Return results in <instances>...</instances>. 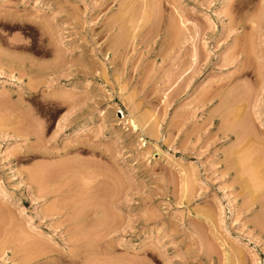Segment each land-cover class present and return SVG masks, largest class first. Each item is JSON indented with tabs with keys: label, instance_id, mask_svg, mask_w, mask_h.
Wrapping results in <instances>:
<instances>
[{
	"label": "rangeland",
	"instance_id": "1",
	"mask_svg": "<svg viewBox=\"0 0 264 264\" xmlns=\"http://www.w3.org/2000/svg\"><path fill=\"white\" fill-rule=\"evenodd\" d=\"M66 261L264 264V0H0V264Z\"/></svg>",
	"mask_w": 264,
	"mask_h": 264
},
{
	"label": "bare ground",
	"instance_id": "2",
	"mask_svg": "<svg viewBox=\"0 0 264 264\" xmlns=\"http://www.w3.org/2000/svg\"><path fill=\"white\" fill-rule=\"evenodd\" d=\"M231 15H232V14H231ZM231 18H232V17H231ZM231 18H230V19H231ZM233 18H234V17H233ZM233 18H232V21L235 20V19H233ZM113 21H114V20H113ZM171 21H172V22H171ZM171 21H170V22L172 23V26L174 27V25H175V27H174L175 29L178 30V28H176V26H177V27H179V29H180L181 31H184V30H183L184 28H182V27L180 26V23L177 24L178 21L175 23V20H174V25H173V20H171ZM235 21H236V20H235ZM114 22H116V21H114ZM181 23H182V21H181ZM183 23H184V21H183ZM232 23H235V22L233 21ZM112 24H113V22H112ZM112 24H111V25H112ZM115 24H116V23H115ZM169 25H171V24H169ZM178 25H179V26H178ZM180 27H181V28H180ZM180 30H179V31H180ZM186 31H187V30H186ZM186 31H184V32H186ZM166 32H168V30H167ZM169 32H171V31H169ZM172 33H174V32H171V34H172ZM186 33H187V32H186ZM186 33H183V32H182L183 35H186ZM175 34H176V33H174V38H176L177 36H178V38H179V35L177 34V36H175ZM188 35H189V33H188ZM188 35H186V36H188ZM184 37H185V36H184ZM184 37H180L179 39H181V38L183 39ZM188 37H189V36H188ZM188 37H187V38H188ZM185 38H186V37H185ZM185 38H184V39H185ZM118 39H119V37H118ZM182 39H181V40H182ZM184 39H183V40H184ZM116 40H117V39L114 38L112 41H116ZM176 40L180 42V40H178V39H176ZM188 40H189V39H188ZM184 41H186V39H185ZM184 41H181V42L184 43ZM186 42H187V41H186ZM109 43H112V42L110 41ZM109 43H108V44H109ZM113 43H114V42H113ZM115 44H117V42H116ZM115 44H113L114 46H112V47H115ZM110 45H111V44H110ZM180 45H181V43H180ZM185 46H186V45H185ZM110 47H111V46H110ZM192 52H194V51H192ZM194 58H195V57H194ZM194 58H192V60H194ZM241 60H243V59H241ZM241 60H240V61H241ZM190 61H191V60H190ZM243 61H244V60H243ZM243 61H242V62H239V63L237 64V65L239 66V68H238L239 70H238V71H242V70H243V67L245 68V65H244ZM191 62H193V61H191ZM191 62H188V63H191ZM245 62H246V61H245ZM236 70H237V69H236ZM239 73H240V72H239ZM244 73H245V72H243L242 74H244ZM29 74H30V73H29ZM38 83H39V82H38ZM236 86H237V85H236ZM234 88H235V87H234ZM235 90H236V89H235ZM237 92H238V91H237ZM31 93H32V91H31ZM33 93H34V92H33ZM213 95H214V94H213ZM232 95H233V94H232ZM235 96H236V95H235ZM52 98H53V97H52ZM52 98H50V99H52ZM56 98H57V97H56ZM56 98H55V99H56ZM63 98H64V97H63ZM228 98H229V97H228ZM234 98H235V97H234ZM46 99H47V98H46ZM48 100H49V98H48ZM56 100H58V99H56ZM63 100H64V99H63ZM63 100H62V101H58V102H60V104H63V103H64ZM68 100H69V98H68ZM224 101H225V99H224ZM45 102H46V100H45ZM47 102L49 103V102H51V101H47ZM52 102H54V100H52ZM52 102H51V103H52ZM58 102L55 103V104H58ZM62 102H63V103H62ZM231 102H233V99H232ZM236 102H237V101H236ZM48 103H46V104H48ZM66 103H67V102H66ZM68 103H69V102H68ZM55 104H54V105H55ZM225 104H227V102H225ZM229 104H230V103H228V105H229ZM48 105H50V104H48ZM58 105H59V104H58ZM234 106H236V105H234ZM237 106H238V105H237ZM59 107H60V105H59ZM225 107L227 108L226 105H225ZM222 108H224V107H222ZM226 108H225V111H227ZM237 108H238V107H237ZM59 109H60V108H59ZM229 109H231V107H230ZM233 109H234V108H233ZM233 109H232V110H233ZM238 109H239V108H238ZM39 111H41V110H39ZM229 111H230V110H229ZM238 112H239V110H238ZM228 113H229V112H228ZM231 113H233V111H232ZM236 113H237V111H236ZM34 114H35V113H34ZM228 115H229L230 117H228L227 120H230L229 118H231V115H230V114H228ZM228 115H227V116H228ZM234 115H236V114H234ZM35 116H36V115H35ZM36 117H37V116H36ZM234 117H236V116H234ZM224 118H226V117H224ZM35 119H36V118H35ZM91 119H92V118H91ZM239 119H240V121H238V117H237L236 121H238V123H235V122H233V121H234V118H233V119H232L233 121H230V122L234 123L235 125H232L233 127H231V128L228 127V128L232 129V128H234V126H236V127H238V128L240 129V127H241L240 125H242V123H243V122H242V119H243V118H239ZM246 119H247V118H246ZM36 120H37V119H36ZM42 120H43V119H42ZM38 121H40V119H38ZM223 121H224V119H223ZM244 121H245V120H244ZM40 122H41V121H40ZM230 122H225V123L229 124V126H230ZM90 123H91V120H90V119L85 120L82 124H79V125L77 126L75 132L78 133V132L84 131L88 126H90ZM239 123H241V124L239 125ZM39 124H40V123H39ZM41 124H43V123H41ZM244 125H245V126H244ZM247 126H248V125H246V123H245V124H243V126H242L241 128H243V127L245 128V127H247ZM39 127H40V125H39ZM41 127H42V125H41ZM225 128H226V127H225ZM245 130H246V128H245ZM30 132H31V130H30ZM229 132H230V131H229ZM224 133H225V132H224ZM234 133H235V132H234ZM245 133H246V132L243 130V131L240 133V135H242V134L246 135ZM250 133H251V132H250ZM250 133H249V134H250ZM24 134H25V132H24ZM26 134H27V133H26ZM31 134H33V133H31ZM249 134H248V135H249ZM240 135H239V137H238V135L235 136L236 139L238 138V140H239V138L241 137ZM244 135H243V136H244ZM244 137H245V136H244ZM244 137H241V138H240L239 143H237V145L240 144L241 142H242V143H245V142H246V141H245L246 139L243 140ZM246 137H247V135H246ZM246 137H245V138H246ZM252 137H254V135H252ZM242 138H243V139H242ZM247 139H248V138H247ZM251 139H252V138H251ZM242 140H243L244 142H243ZM235 142H237V141H235ZM242 143L240 144L241 146L244 145V144L242 145ZM249 144H250V143H249ZM234 145H235V144H234ZM240 145H239V146H240ZM239 146H237V148L240 149L241 146H240V147H239ZM244 146H246V145H244ZM247 146H248V145H247ZM235 147H236V146H235ZM249 148H250V147H249ZM76 149H77V148H76ZM242 149H243V148H242ZM250 149H251V148H250ZM235 151H237V150H235ZM240 151H241V150L238 151L239 154H240ZM243 151H244V149H243ZM245 151H246V150H245ZM234 154L237 156L236 153H234ZM239 154H238V156H239ZM246 155L248 156L247 153H246ZM251 155H252V152H251ZM241 156H242V155H241ZM244 156H245V155H244ZM249 156H250V155H249ZM252 156H253V155H252ZM250 157H251V156H250ZM245 158H246V157H245ZM245 158L243 157V159H241V161L243 160V162H242V166L240 165L239 162H236V163H237V164H236L237 166H238V164H239L238 167L236 166L238 169L242 170V168L245 167V166L243 165V164L245 163V161H244ZM237 159L240 161L239 157H238ZM247 159H248V160H252V159H250L249 157H248ZM245 160H246V159H245ZM248 160H247V161H248ZM253 160H255V159H253ZM250 162H251V161H250ZM48 164H49V163H48ZM247 164H248V165H247L246 167H250V166H251V165H249V164H251V163H247ZM258 164H259V163H258ZM46 165H47V164H46ZM50 165L52 166V163L49 164V166H50ZM245 165H246V164H245ZM254 165L256 166V164H254ZM41 166H42V168L45 167V166H43V165H41ZM47 166H48V165H47ZM49 166H48V167H49ZM252 166H253V165H252ZM252 166H251L250 168H252ZM39 167H40V166H39ZM39 167H38V169H39ZM239 167H242V168H239ZM246 167L243 168V170H242V175H241V172H238V171H237V172L239 173V176L241 175V177L238 176L239 179H244L245 177L249 176V175H247L248 172H245L247 176L245 175V177L242 178V176L244 175V174H243L244 169H245V171L247 170ZM42 168H41V170H42ZM46 168H47V167H46ZM253 168L255 169V167H253ZM36 169H37V167H36ZM43 169H44V168H43ZM47 169H48V168H47ZM238 169H237V170H238ZM31 170H32V169H31ZM44 170H45V169H44ZM240 170H239V171H240ZM248 170H251V169H248ZM33 171L35 172V170L33 169L30 173L32 174L31 176H33L32 178H35L36 176L33 175ZM42 171H43V170H42ZM42 171H40V172H42ZM251 171H252V170H251ZM251 171H249V172H250V175H252V173H253V172H251ZM255 171H256V170H255ZM44 172H45V171H44ZM256 172H257V171H256ZM256 172H255V173H256ZM255 173H254V174H255ZM259 173H260V171H259ZM34 174H36L37 176H38L39 174H40V176L42 175L41 173L38 174V170H37L36 173H34ZM43 174H45V173H43ZM248 174H249V173H248ZM260 174H261V173H260ZM31 176L29 175V177H31ZM92 176H94V175H92ZM259 176H260V175H259ZM38 177H39V176H38ZM42 177H43V175H42ZM42 177H41V178H42ZM87 177H88V176H87ZM90 177H91V175H90ZM249 177H250V176H249ZM249 177H248V178H249ZM255 177L258 178V173H257V175H256ZM32 178H31V179H32ZM41 178H38V179L40 180ZM38 179L36 178V182H37ZM43 179H44V178H43ZM43 179H41V180H43ZM236 179H237V178H236ZM239 179H238V182H241L242 180L239 181ZM249 179H250V178H249ZM249 179H248V180H249ZM39 180H38V181H39ZM41 180H40V181H41ZM246 180H247V179H246ZM32 181H33V180H32ZM244 181H245V179H244ZM56 182H57V181H56ZM56 182H55V183H56ZM245 182H246V181H245ZM57 183H58V182H57ZM37 184H38V182H37ZM249 184H250L249 186H251V183H249ZM38 185H40V182H39ZM38 185H37V186H38ZM41 185H42V184H41ZM41 185H40V186H41ZM252 185H253V184H252ZM243 186H246V185H243ZM251 187H253V186H251ZM43 188H44V187H43ZM245 188H246V187H244V189H245ZM51 189H53V188H51ZM55 189H56V188H55ZM47 190H49V189H47ZM47 190H46V191H47ZM60 190H61V189H60ZM37 191H39V190H37ZM41 191H42V192H40V191L38 192V193H40L39 196L42 195V194L45 192V191L43 192V190H41ZM53 191H55V190H53ZM57 191H59V190H57ZM242 191H243V190H242ZM47 192H48V191H47ZM51 192H52V191H51ZM44 194H45V193H44ZM54 194H55V193H54ZM250 194H251V193H250ZM57 195H58V194H57ZM250 196H252V195H250ZM255 196H256V195H255ZM248 198H249V197H248ZM246 200H247V198H246ZM250 200H251V199H250ZM253 200H254V199H253ZM244 201H245V199H244ZM244 201H243V202H244ZM251 202H252V201H251ZM252 203H253V202H252ZM87 204H90V203H87ZM91 204H92V203H91ZM91 204H90V205H91ZM94 204H95V203H94ZM247 204H248V202H247ZM75 205H76V204H75ZM85 205H86V204H85ZM85 205H84V206H85ZM242 205H243V204H242ZM242 205H241V206H242ZM77 206H78V205H77ZM79 206H83V205H82V204H81V205L79 204ZM86 206H87V205H86ZM93 206H94V205H92V207H93ZM97 206H99V205H97ZM97 206L95 205V207H97ZM243 206H244V205H243ZM245 206H246V203H245ZM245 206H244V207H245ZM247 206H248V205H247ZM247 206H246V207H247ZM95 207H94V208H95ZM244 207H241V208L244 209ZM246 207H245V208H246ZM70 208L73 209V207H70ZM74 208L76 209V206H75ZM88 208H89V207H88ZM72 209H71V210H72ZM85 209H86V208H85ZM85 209H84L83 211H85ZM56 210H57V209H56ZM60 210H61V209H60ZM91 210H93V212H95L93 208H92ZM95 210L97 211L96 208H95ZM52 211H53V209H52ZM79 211H80V210H79ZM50 212H51V211H50ZM56 212H57V214H58V211H56ZM200 212H201V211H200ZM203 212H204V211H203ZM46 213L48 214V212H46ZM53 213H54V211H53ZM76 213L79 214V216H80V215H81L80 213H83V212H79V213L76 212ZM76 213H75V214H76ZM51 214H52V212H51ZM73 214H74V212H73L72 214H70V217H71V215H73ZM84 214H85V213H84ZM93 214H94V213H93ZM95 214H96V212H95ZM98 214H99V211H98L97 215H98ZM197 214H198V213H197ZM201 214H202V212L199 213V215H201ZM52 215H53V214H52ZM202 215H204V217H205L206 213H204V214H202ZM210 215H211V214H210ZM83 216H84V215H83ZM197 216H198V215H197ZM73 217H74L75 219L78 218V217H76V216H73ZM91 217H92V216H91ZM91 217H90V218H91ZM199 217H200V216H199ZM201 217H202V216H201ZM212 217H213V216H212ZM95 218L97 219V221L100 220V218H99V219H98L97 217H95ZM95 218H93L92 220H94ZM215 218H216V216H215ZM69 219H70V218H69ZM75 219H74V220H75ZM86 219H87V218H86ZM96 219H95V220H96ZM102 219H103V218H101V220H102ZM208 219H209V220L211 219V221L213 220L212 218H210V216L208 217ZM218 219H219V218H218ZM218 219H216V221H217ZM71 220H72V219H71ZM95 220H94V222H95ZM101 220H100V221H101ZM104 220H105V219H103L102 221H104ZM204 220H205V219H204ZM206 220H207V217H206ZM82 221H83V219H82ZM82 221H81V222H82ZM86 221H87V220H85V223H87ZM90 221H91V220H90ZM90 221H88V222H90ZM97 221H96V222H97ZM257 221H258V219H257ZM257 221H256V222H257ZM94 222H93V223H94ZM74 223H75V222H74ZM82 223H84V221H83ZM98 223H99V222H98ZM101 223H102V222H101ZM103 223H104V222H103ZM210 223H211V222H210ZM75 224H76V223H75ZM78 224H80V222L77 223V225H74V227L77 226L76 228H79V227H78ZM80 226H81V225H80ZM82 227H84V226H82ZM82 227H81V228H82ZM74 229H75V228H74ZM80 230H81V229H80ZM78 231H79V230H78ZM77 234H78V233H77ZM81 234H82V233H81ZM81 234L79 233V235H81ZM73 235H74V234H73ZM73 237L76 239L75 235H74ZM73 237H72V238H73ZM79 237H80V236H79ZM72 238H71V239H72ZM74 238H73V239H74ZM29 239H30V240L28 241V243H29L30 245H28V246H31V247H28V246H27V247L30 248L29 250L32 251L33 246H35V244H36V241L34 240V241H35V244L33 245V244H32L33 242H30L32 239H31V238H29ZM71 239H70V240H71ZM77 239H78V238H77ZM78 240H79V239H78ZM141 240H142V238H141ZM5 242H6V241H5ZM17 242H18V241H17ZM17 242H16V243H17ZM71 242H72V243H74V242L76 243V241L73 242V240H71ZM77 242H78V241H77ZM81 242H82V241H81ZM141 242H143V240H142ZM8 243H9V242H8ZM8 243H7V244H8ZM10 243H11V242H10ZM12 243H13V242H12ZM19 243H21V241H19ZM19 243H18V245L20 246ZM25 243H27V240L25 241ZM28 243H27V244H28ZM40 243H41V242H40ZM78 243H79V242H78ZM143 243H144V242H143ZM143 243H142V244H143ZM4 244H5V243H4ZM23 244H24V243H23ZM31 244H32L33 246H32ZM37 244H39V243L37 242ZM42 244H43V243H42ZM83 244H84V243H83ZM10 245H11V244H10ZM40 245H41V244H40ZM72 245L74 246V244H72ZM77 245H78V244H77ZM77 245H75V246L77 247ZM21 246H22V245H21ZM24 246L26 247L25 244H24ZM41 246H42V245H41ZM43 246H44V245H43ZM45 246H46V245H45ZM52 246H53V245H51V248H52ZM27 247H26V248H27ZM46 247L50 249V247H48V245H47ZM79 247H80V246H78L77 248H79ZM19 248H22V249H23V246H22V247H19ZM28 248H27L26 250H28ZM39 248H40V247H39ZM47 248H45V247L43 248V247H42V250L44 249V251H46V255H47V250H48ZM2 249H3V247H2ZM4 249H5V248H4ZM12 249L14 250V248H12ZM16 249H17V247H16ZM34 249H37V246L34 247ZM34 249H33V253H34V254H35V251H39V252H37V254H40V249H39V250H34ZM45 249H47V250H45ZM13 250H12V253H13ZM23 250H25V249H23ZM42 250H41V251H42ZM51 250L53 251V249H51ZM51 250H50V251L48 250V252H52ZM72 250H73V249H72ZM44 251L41 252L42 255H43V253H45ZM59 251H60V250H59ZM73 251H74V250H73ZM77 251H78V250H77ZM16 252H18V251L15 250V253H14V254H16ZM20 252H21V251H20ZM20 252H19V253H20ZM28 252H29V251H28ZM56 252H57V251H56ZM22 253H23V252H22ZM24 253H25V252H24ZM31 253H32V252H31ZM31 253H29V254H31ZM33 253H32V254H33ZM229 253H231V252H229ZM229 253H228V254H229ZM235 253H236V252H235ZM26 254H27V252H26ZM37 254H36V255H37ZM58 254H60V253H58ZM228 254H226V255H228ZM231 254H233V253H231ZM20 255H21V254H20ZM36 255H33V259H34V258H37ZM60 255H61V254H60ZM73 255H74V254H72V256H73ZM22 256L25 258V261H24L25 263H26V261H28V258H29V260L32 259L31 255H30V256L27 255L28 257H27V256H24V255H22ZM38 256H40V255H38ZM49 256H50V255H49ZM51 256H52V257H51ZM51 256H50L51 258L48 257V255L46 256V258H45V256H44V259H47V257H48V259H52V258L54 257L53 255H51ZM80 256H81V255H80ZM80 256H79V257H80ZM229 256L232 257V255H230V254H229ZM229 256H228V257H229ZM233 256L235 257V254H234ZM17 257H18V256H17ZM19 257H20V256H19ZM26 257H27V258H26ZM41 257H42V256H41ZM55 257H56V256H55ZM55 257H54V258H55ZM70 257H71V256H70ZM70 257H69V258H70ZM24 258H23V259H24ZM58 258H59V256H58ZM58 258H56V259H58ZM60 258H61V257H60ZM62 258H63V257H62ZM74 258H75V256H74ZM26 259H27V260H26ZM39 259H40V258H39ZM63 259H64V258H63ZM226 259H227V258H226ZM226 259H225V260H226ZM232 259H233V257H232ZM232 259L229 257L227 260L229 261V260H232ZM234 259L236 260V258H234ZM21 260H22V258H21ZM37 260H38V259H37ZM41 260H42V258H41ZM64 260H66V259H64ZM79 260H80V259L78 258L77 261H79ZM227 260H226V261H227ZM71 261H72V259H71ZM71 261L69 260V262H71ZM69 262H68V263H69ZM229 262H230V261H229ZM236 262H238V261H236ZM20 263H21V262H20ZM28 263H29V261H28ZM33 263H34V262H33ZM35 263H36V262H35ZM65 263H67V261L64 262V263H62V262L60 263V262H59L58 264H65ZM71 263H74V260H73V262H71ZM71 263H69V264H71ZM76 263H77V262H76ZM45 264H46V263H45ZM47 264H48V263H47ZM49 264H50V263H49ZM54 264H55V263H54ZM227 264H229V263L227 262ZM235 264H236V263H235Z\"/></svg>",
	"mask_w": 264,
	"mask_h": 264
}]
</instances>
